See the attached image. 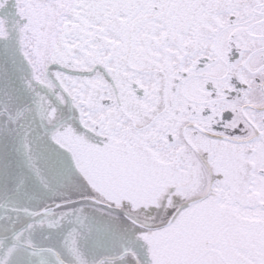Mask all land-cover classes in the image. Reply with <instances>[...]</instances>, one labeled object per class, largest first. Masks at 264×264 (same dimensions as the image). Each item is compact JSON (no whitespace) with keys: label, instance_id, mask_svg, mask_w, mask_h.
Instances as JSON below:
<instances>
[{"label":"snow or ice","instance_id":"snow-or-ice-1","mask_svg":"<svg viewBox=\"0 0 264 264\" xmlns=\"http://www.w3.org/2000/svg\"><path fill=\"white\" fill-rule=\"evenodd\" d=\"M0 264H264V0H0Z\"/></svg>","mask_w":264,"mask_h":264}]
</instances>
